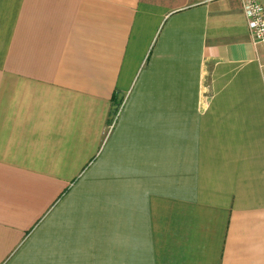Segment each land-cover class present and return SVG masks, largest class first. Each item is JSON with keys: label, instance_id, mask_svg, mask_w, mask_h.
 <instances>
[{"label": "crops", "instance_id": "1", "mask_svg": "<svg viewBox=\"0 0 264 264\" xmlns=\"http://www.w3.org/2000/svg\"><path fill=\"white\" fill-rule=\"evenodd\" d=\"M0 264H264L238 0H0Z\"/></svg>", "mask_w": 264, "mask_h": 264}, {"label": "built area", "instance_id": "2", "mask_svg": "<svg viewBox=\"0 0 264 264\" xmlns=\"http://www.w3.org/2000/svg\"><path fill=\"white\" fill-rule=\"evenodd\" d=\"M238 2L252 42L264 46V0H238Z\"/></svg>", "mask_w": 264, "mask_h": 264}, {"label": "trees", "instance_id": "3", "mask_svg": "<svg viewBox=\"0 0 264 264\" xmlns=\"http://www.w3.org/2000/svg\"><path fill=\"white\" fill-rule=\"evenodd\" d=\"M120 103L121 101L120 100H117L115 99V95H112L111 97V104H112V110L110 111V115L113 117L115 116L116 112H117V109L119 108L120 106ZM110 123V122H109Z\"/></svg>", "mask_w": 264, "mask_h": 264}, {"label": "rangeland", "instance_id": "4", "mask_svg": "<svg viewBox=\"0 0 264 264\" xmlns=\"http://www.w3.org/2000/svg\"><path fill=\"white\" fill-rule=\"evenodd\" d=\"M114 119V116L110 118V120L112 121Z\"/></svg>", "mask_w": 264, "mask_h": 264}]
</instances>
